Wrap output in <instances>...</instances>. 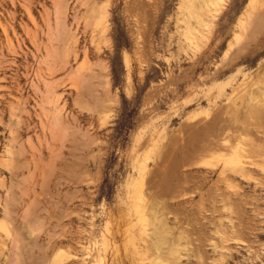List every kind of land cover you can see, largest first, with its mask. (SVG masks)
Masks as SVG:
<instances>
[{
	"label": "rangeland",
	"instance_id": "obj_1",
	"mask_svg": "<svg viewBox=\"0 0 264 264\" xmlns=\"http://www.w3.org/2000/svg\"><path fill=\"white\" fill-rule=\"evenodd\" d=\"M0 264H264V0H0Z\"/></svg>",
	"mask_w": 264,
	"mask_h": 264
},
{
	"label": "bare ground",
	"instance_id": "obj_2",
	"mask_svg": "<svg viewBox=\"0 0 264 264\" xmlns=\"http://www.w3.org/2000/svg\"><path fill=\"white\" fill-rule=\"evenodd\" d=\"M263 20V19H262Z\"/></svg>",
	"mask_w": 264,
	"mask_h": 264
}]
</instances>
